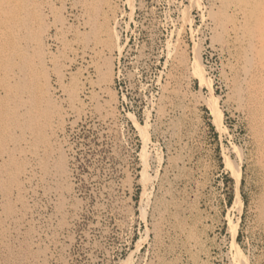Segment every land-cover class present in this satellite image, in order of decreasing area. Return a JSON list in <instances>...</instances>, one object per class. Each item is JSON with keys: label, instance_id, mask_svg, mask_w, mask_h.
<instances>
[{"label": "rangeland", "instance_id": "obj_1", "mask_svg": "<svg viewBox=\"0 0 264 264\" xmlns=\"http://www.w3.org/2000/svg\"><path fill=\"white\" fill-rule=\"evenodd\" d=\"M116 1L110 97L71 114L54 98L69 176L34 164L8 197L0 187V264H264L261 125L222 78L209 0ZM196 57L213 95L188 76Z\"/></svg>", "mask_w": 264, "mask_h": 264}, {"label": "bare ground", "instance_id": "obj_2", "mask_svg": "<svg viewBox=\"0 0 264 264\" xmlns=\"http://www.w3.org/2000/svg\"><path fill=\"white\" fill-rule=\"evenodd\" d=\"M116 2L0 0V187L5 198L11 185L20 186L22 175L34 174V164L49 176L55 168L56 173L49 177L52 182L67 180V161L58 144L64 114L53 101L59 97L71 114L83 105V98L105 100L111 94L113 63L122 51ZM209 3L211 50L227 61L222 78L234 93V101L239 100L238 105L261 125L255 129L259 141L254 138L260 142L264 160V0ZM61 9L69 10L76 25L60 19ZM195 59L188 76L200 78L213 95L205 66ZM76 65L82 70L70 73ZM173 65L188 71L189 65L182 59L173 57ZM188 76L181 77L182 85L188 83ZM113 101L106 105L110 110ZM236 200L241 211L240 196Z\"/></svg>", "mask_w": 264, "mask_h": 264}]
</instances>
